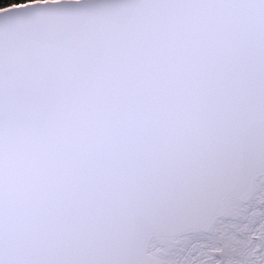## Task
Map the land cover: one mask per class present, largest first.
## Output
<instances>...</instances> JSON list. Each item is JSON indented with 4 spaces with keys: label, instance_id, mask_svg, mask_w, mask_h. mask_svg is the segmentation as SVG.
<instances>
[{
    "label": "snow or ice",
    "instance_id": "obj_1",
    "mask_svg": "<svg viewBox=\"0 0 264 264\" xmlns=\"http://www.w3.org/2000/svg\"><path fill=\"white\" fill-rule=\"evenodd\" d=\"M0 264H264V0L0 7Z\"/></svg>",
    "mask_w": 264,
    "mask_h": 264
},
{
    "label": "trees",
    "instance_id": "obj_2",
    "mask_svg": "<svg viewBox=\"0 0 264 264\" xmlns=\"http://www.w3.org/2000/svg\"><path fill=\"white\" fill-rule=\"evenodd\" d=\"M24 0H0V7H4L12 3H23Z\"/></svg>",
    "mask_w": 264,
    "mask_h": 264
}]
</instances>
